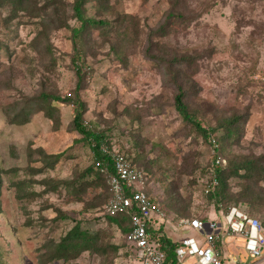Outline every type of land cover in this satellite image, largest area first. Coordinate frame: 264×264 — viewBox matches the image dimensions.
<instances>
[{
	"label": "rangeland",
	"instance_id": "1",
	"mask_svg": "<svg viewBox=\"0 0 264 264\" xmlns=\"http://www.w3.org/2000/svg\"><path fill=\"white\" fill-rule=\"evenodd\" d=\"M172 1L177 14L168 19L167 0H87L82 17L105 24L80 36H71L79 28L74 0H27L15 15L0 6V264H129L120 234L101 212L106 187L94 170L85 172L92 159L72 129L75 104L46 103L41 93L78 100L82 124L144 175V189L165 212L166 237H197L177 231L174 210L224 227L205 193L221 131L210 133L208 144L175 112L173 97L180 87L205 130L239 118L238 141L226 156H264V0ZM226 184L230 194L245 185L232 178ZM249 215L264 221V207ZM75 223L118 249L48 260ZM233 243L223 248L224 259L237 254L241 263L264 264Z\"/></svg>",
	"mask_w": 264,
	"mask_h": 264
},
{
	"label": "trees",
	"instance_id": "2",
	"mask_svg": "<svg viewBox=\"0 0 264 264\" xmlns=\"http://www.w3.org/2000/svg\"><path fill=\"white\" fill-rule=\"evenodd\" d=\"M26 1L27 0H0V6L6 5L9 8L11 15H15L17 12H22L25 9L24 4ZM86 1L87 0H74L73 2L72 11L74 18L79 22V28L72 29L71 36H80L82 31L87 27H96L105 24L103 21H94L92 19H84L82 17L80 8L86 3ZM167 1L169 9L171 8L170 12L167 14V18L169 19L174 16V13L177 14V7L175 6V1ZM173 2H175V4ZM78 58V54H76L71 61L74 65L75 76L77 79L76 88H78V84L82 79V74L75 64L78 61ZM180 62L189 64L190 61L189 59L182 58ZM37 97L46 103L71 102V104H75V110L71 121L72 129L81 137V141L89 147L92 159L91 164L85 169V172L89 174L94 170V175L97 177L98 181H100L101 184L106 187L107 195L110 197L107 179L109 175H112V169L110 168L108 157L102 154L99 150V145L101 143L105 142L107 147L108 144L101 132L91 131L82 124V104L78 100H72L69 97L60 98L54 95L42 93ZM173 107L181 120L191 125L198 133H200L204 140H207L208 144H210V133L219 132V130L221 131L220 146L216 149V154L215 157H213V160L215 158L221 160L223 157H226V164L223 168L214 169L213 176L211 177L215 180V185L212 190L207 193L208 203L213 204L215 213H218L219 211L218 205H221L223 208L234 206L248 216L252 217L249 215L250 210L256 211L257 207H264V156L235 157V155L228 154L226 156L225 151L230 147V145H236V142L238 141L237 134L235 133L239 124V118L236 116H231L221 121L219 120L220 122L218 121L217 124L212 128L206 130L201 128L200 123L196 120V116L192 112L188 111L184 102V92L180 89V87H177L176 94L173 97ZM9 122L13 124H21L24 123L25 120L17 123L18 121L12 119ZM56 157H58V155H56ZM126 159L134 167L127 156ZM96 163L102 167H106V175L99 172V169L96 168ZM230 178L241 180L245 184L244 187L235 194L227 193L226 181ZM260 183L263 184L261 188L258 186ZM252 187H257L258 192L254 191ZM145 192L148 194L146 189ZM174 211L178 214L177 218H197L201 221L207 220L202 216H185L183 211ZM103 218L105 220V224L114 227L118 231L123 240L122 245L123 249L125 248L124 252L130 257L133 252L130 248H128L124 241V236L130 230L129 214L120 213L114 216L104 215ZM260 224L264 229V221L260 222ZM150 232L153 236L157 237L156 240L161 244L162 250L164 251L166 257L165 264H175V243H173L170 238L163 234V226L159 225L157 230L154 231L151 229ZM219 245L220 244L217 243V247ZM118 247L116 245H101L98 243L97 233H92L88 229H81L79 224L75 223L54 245L53 251L48 257V260L68 261L75 259L84 252H90L98 256H104L108 251H116Z\"/></svg>",
	"mask_w": 264,
	"mask_h": 264
},
{
	"label": "built area",
	"instance_id": "3",
	"mask_svg": "<svg viewBox=\"0 0 264 264\" xmlns=\"http://www.w3.org/2000/svg\"><path fill=\"white\" fill-rule=\"evenodd\" d=\"M99 150L108 157L112 169V175L107 179L110 197L101 207V212L108 216L129 214L130 230L124 236L126 245L133 252L129 264H165L161 244L150 232L151 229L157 230L159 225L164 226L165 212L145 192L144 175L128 162L124 153L108 148L105 142L99 145ZM220 164L215 159L211 166L214 170ZM95 165L99 172L106 175V167L98 163ZM214 185L215 180L211 177L205 193L210 192ZM218 207L217 215L223 217L224 227L219 226L215 219H178L177 231H193L197 237L185 236L172 241L175 243V264H183L184 260L189 264H244L237 254L223 258V248H232L236 241L242 242L241 249L249 260H264V229L260 222L234 206ZM217 243L220 244L218 247Z\"/></svg>",
	"mask_w": 264,
	"mask_h": 264
}]
</instances>
